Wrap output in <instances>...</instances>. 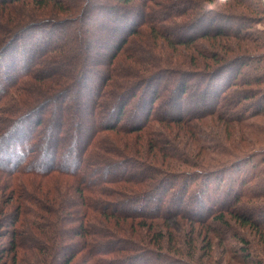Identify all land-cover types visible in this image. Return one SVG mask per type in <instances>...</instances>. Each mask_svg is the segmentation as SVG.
<instances>
[{
  "label": "rangeland",
  "instance_id": "obj_1",
  "mask_svg": "<svg viewBox=\"0 0 264 264\" xmlns=\"http://www.w3.org/2000/svg\"><path fill=\"white\" fill-rule=\"evenodd\" d=\"M113 1L123 14L141 11L139 0L133 5ZM76 2L47 0L41 5L37 0H20L0 5V23L72 14L75 16L70 25H74L80 23L82 6L81 2L75 5ZM142 2L146 3L143 10L150 11L155 20L151 26L139 24V29L137 26L131 39L120 48L115 60L120 61L122 74L118 81L134 82L139 74L149 76L162 68L167 69L164 74L157 72L153 76L161 75L159 80L167 84L170 70L182 72L180 80L183 77L188 92L182 98L177 96L181 100L174 106H167L172 100L159 99L161 102L153 106L155 116L140 131L118 127L98 135L89 149L86 167L107 166L108 161L116 165L109 167L108 178L92 181L88 190L100 188L96 192L80 195L76 191L79 180L71 176L53 175V179H48L55 188L63 183L60 186L63 191L66 187L72 190V183L75 186L61 209V230L67 242H61L64 246L56 252L52 246L49 253L22 250L18 264H62L63 256L71 252L75 253L71 264H264V0ZM104 12L100 18L105 16ZM107 35L103 30V36ZM141 67L147 68L145 74L138 72ZM222 76L228 82L223 78L224 84L219 83ZM154 87L149 84V92ZM202 92L207 93L209 103L215 93L222 103L213 100L205 104L202 97L196 100L195 93ZM179 114L182 118L175 122L177 119L171 115ZM127 122L130 123L127 117L121 121ZM250 155L259 162V167L241 187L244 197L237 210L257 219L256 225L242 223L229 212L220 222L209 216L207 209L199 210L192 198L202 188L207 173L236 156ZM244 166L241 165L242 169ZM246 167L249 173L250 168ZM149 172L154 177H179L180 195L184 191L182 185L187 182L185 192L190 201H196L190 205L192 208L170 215L155 210L143 213L147 209L141 207L139 210L140 205L132 199L142 197L152 184L151 177H147ZM92 175L98 172L92 170ZM125 198L128 202L121 203ZM91 206H98L100 211H90ZM12 215L5 219V227L9 229L13 228ZM30 219L20 220L16 226L32 231ZM42 228L51 230L48 237L37 231L23 236L28 243L45 245V240L52 244L56 230L47 225ZM8 241V237H1L0 247L8 246ZM4 260L11 264L10 253Z\"/></svg>",
  "mask_w": 264,
  "mask_h": 264
},
{
  "label": "trees",
  "instance_id": "obj_2",
  "mask_svg": "<svg viewBox=\"0 0 264 264\" xmlns=\"http://www.w3.org/2000/svg\"><path fill=\"white\" fill-rule=\"evenodd\" d=\"M18 1L0 0V5ZM46 1L37 0V3L43 5ZM116 1L133 5L137 0ZM80 2V23L75 22L74 25H70L75 16L72 14L53 19H19L13 23L9 20L0 23V238H9L8 246L0 247L3 264L9 262L4 260L9 253L11 264H18L22 250L49 253L51 246L55 252L64 246L61 242L67 239L62 235L61 209L66 202L65 197L75 190V186L72 183V190L66 187L63 191L60 189L63 183L55 188L50 186L48 179H53V175L71 176L80 181H77L76 188L80 195L86 191L96 192L100 188L88 190L92 181L98 177L108 178L109 167L116 165L108 161L107 166L86 167L89 149L98 135L118 127L140 131L155 116L153 106L161 102L159 99L172 100L167 106H174L181 100L179 97L188 92L187 84L182 82L183 77L180 80L182 72L170 70L168 85L159 80L167 70L162 68L149 76L139 74V79L134 82L118 81L122 74L120 61L115 60L120 55V48L131 39L139 24L151 26L155 20L150 11L143 10L145 2L139 0L141 11L137 10L135 15L118 11L113 0H77L75 5ZM102 11H105V16L100 18ZM89 18L97 20V24L91 23ZM103 30L108 32L107 36H103ZM146 69L141 67L138 72L145 74ZM157 72L161 75L153 76ZM94 78L98 81L92 80ZM223 78L228 82L225 76L218 82L222 83ZM149 84L155 86L150 92ZM195 94L196 100L202 97L205 104L213 100L222 103L220 97H215L216 93L210 103L207 93ZM126 117L130 123H121ZM171 117L177 119L175 122L182 118L180 114ZM252 158V155L236 156L234 160L206 172L208 175L201 183L202 188L192 198L197 201L199 210L207 209L209 216L220 222L229 212L242 223L256 225L257 219L237 210L244 197L241 187L259 167V162ZM243 164L244 169L241 167ZM246 166L250 168L249 173ZM92 170L98 175L93 176ZM147 177H151L152 184L143 191L142 197L132 199L140 205L139 210L140 207L147 209L143 213H151L152 210L161 215L182 213L195 204L196 201H190L185 192L187 182L182 185L183 193L179 194V177H154L150 172ZM127 200L125 198L121 203ZM183 205L186 208L181 209ZM97 207L89 209L100 211ZM112 208L116 210L115 204ZM10 214L15 215L10 216L12 229L5 227V219ZM86 216L88 212L84 215V224ZM29 218L32 219L29 220L34 228L32 231L16 226L20 220ZM44 224L56 230L51 237L52 244L45 240V245L28 243L24 233L37 231L43 237L49 236L51 230L42 228L46 226ZM73 240L68 239L70 242ZM63 257L62 264H71L75 253Z\"/></svg>",
  "mask_w": 264,
  "mask_h": 264
}]
</instances>
